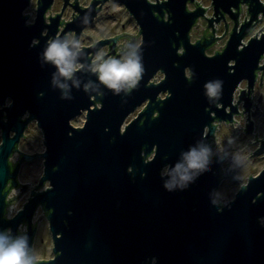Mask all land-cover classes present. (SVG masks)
<instances>
[{
    "label": "water",
    "instance_id": "1",
    "mask_svg": "<svg viewBox=\"0 0 264 264\" xmlns=\"http://www.w3.org/2000/svg\"><path fill=\"white\" fill-rule=\"evenodd\" d=\"M32 1L0 0V235L27 237L32 254L39 220L47 218L54 257L40 264H264V169L224 203L221 181L237 176L222 171L226 154L205 158L213 122L231 119L239 82L248 78L252 86L259 69L264 38L256 35L240 49L253 31L258 2L250 21L240 29L236 23L223 51L209 56L214 36L191 40L206 10H190L195 0H119L139 25L135 36L142 39L135 54L145 70L135 88L125 85L117 92L91 69L106 45L110 53L105 57L115 54L119 37L82 48L70 43L74 63L82 66L72 79L61 76L44 56L56 37L63 43L74 34L80 45L102 9L99 4L108 0H93L89 7L76 0L68 21L63 13L69 0L55 16H48L55 0H37L30 23L25 11ZM239 2L214 0L216 14ZM217 81H223L220 95L208 97L206 85ZM84 112V125L74 126L72 120ZM32 122L43 132L44 152L19 147ZM193 151L204 154L203 167L188 169ZM40 158L39 182L22 183L23 165ZM177 165L188 169L191 179L168 191L165 184L173 176L179 181ZM27 193L24 206L11 215ZM40 209L43 214L36 219Z\"/></svg>",
    "mask_w": 264,
    "mask_h": 264
},
{
    "label": "flooded vegetation",
    "instance_id": "2",
    "mask_svg": "<svg viewBox=\"0 0 264 264\" xmlns=\"http://www.w3.org/2000/svg\"><path fill=\"white\" fill-rule=\"evenodd\" d=\"M75 1L76 0H69L67 7H72V3ZM92 1L93 0H91L88 5H84V7H89ZM112 2L121 5L126 11H128L124 4L119 0H108L105 3L99 4L102 9L99 15L95 18V21L102 15V13H105L106 15L111 13L110 11L113 7ZM257 2L259 4V14L257 19L253 21L252 33L243 40V44L240 46V49H242L249 43V40L252 37L259 35V40L264 38V0H256V2H252V0H240L238 7L231 6L229 11L223 14H216L217 11L214 0H195L194 3H189L188 7L190 10H196L198 6L206 9L204 15L199 18L198 22L193 27L191 32L192 42H197L198 40L214 36L215 42L212 47L207 49L206 53L209 56H213L217 52L223 51L230 39L236 23L238 22V29H240L242 25L251 20V8L253 7V4H257ZM237 12L239 13V16L236 20L233 17V13ZM218 17H220L219 21L217 20ZM212 18L215 20L213 25L210 26V19ZM90 25L88 27H90ZM194 32H197L198 34L196 38H194ZM116 37H119V39L115 46V54H110L108 57H105L107 54L105 53L104 59H108L109 57H115L117 59V56L121 53L122 56L131 53L133 46L130 48V43L133 38L137 36H132L127 32H121L105 39ZM130 37H132V40ZM81 38L92 39L87 34L85 36L83 35ZM125 39L128 40L126 45L123 43L124 41H122ZM96 42L97 40L91 42L88 47L94 45ZM120 44H122V46ZM105 47H107V50L110 53V44ZM233 64H235V61L231 62V65ZM258 65L259 69L255 71L253 85L250 86V80L244 78L239 82L234 92L232 103L237 111L232 114L230 120H215L213 122L216 126L215 132L208 140V152L205 155V158L217 156L221 159L224 154H226V159L221 165L222 171L226 172L230 170L235 172L237 176L236 181H233L230 178H223L221 181L218 192L221 201L224 203H229L235 199L236 194L241 187L246 185L251 177L258 176L264 169V53L260 57ZM163 95L164 96L161 97L165 98L166 94ZM10 102L11 100H8V103ZM247 105H249V107ZM226 112H232L230 106L227 107ZM213 115H215V113H213ZM208 131L209 128L206 129L205 135ZM260 149H263V152L257 154ZM257 165H259V167L256 171L246 172L249 168L256 167ZM233 188L236 189V191L231 195L230 200L226 201L223 195L228 194L230 196V189Z\"/></svg>",
    "mask_w": 264,
    "mask_h": 264
},
{
    "label": "rangeland",
    "instance_id": "3",
    "mask_svg": "<svg viewBox=\"0 0 264 264\" xmlns=\"http://www.w3.org/2000/svg\"><path fill=\"white\" fill-rule=\"evenodd\" d=\"M85 0H79L80 5H88L91 0H86L85 3H83ZM155 1V0H152ZM65 0H56L54 6L52 7L51 11L48 13L49 15H55L56 13L62 12V9L64 7ZM112 9L111 13L109 15H106L105 13L98 17V19L90 25L85 30V33L87 35H90L93 40H89L81 38L80 40V48L84 46H88L93 41H99L103 38H108L110 36L119 34L121 32H128L130 34H138L140 31L139 25L136 22V20L130 15L128 11L124 9L119 4H114L112 2ZM73 12L75 10L73 7H67L63 13V18H65V21L72 20L73 18ZM114 12V13H113ZM30 13V19L29 22H34L37 14V0H33L31 5L26 9L25 14ZM113 13V14H112ZM125 25V26H124ZM124 26V27H123ZM194 38L197 37V32H194ZM74 34L69 35L68 40H73ZM132 39V37H130ZM141 34L137 36V40L134 43L132 50H136L137 44L141 43ZM123 43L126 45L128 40H122ZM121 45V44H120ZM122 46V45H121ZM131 50V51H132ZM108 53L107 47H103L99 53ZM132 53V52H131ZM130 54V53H129ZM129 54H125L121 57V59L124 56H127ZM96 55V56H97ZM95 59V58H94ZM160 75V77H159ZM164 75L160 72L157 74L156 78L157 81H161ZM164 96V95H162ZM145 107L143 105L142 107H139L135 113H133L127 120V122L131 121L133 118H135L138 113ZM86 121V112H84L82 115L78 116L77 118L72 120V124L76 127H81L84 125ZM44 135L42 130L38 127L37 122H32L29 126V128L26 131V137L22 139L19 147L22 151L34 154L36 152H44L45 151V145H44ZM0 143H1V131H0ZM18 154L15 156L14 160H17ZM259 165L256 167L249 168L246 172H254L258 169ZM44 173V159H35L34 161L30 163H26L23 165L20 173V180L22 183H31L33 185L37 184L42 177ZM49 184H47L48 186ZM46 187V186H45ZM231 193L230 196L223 195V197L226 199V201H229L231 198V195L236 191V189H230ZM20 191H16L15 194H18ZM226 193V192H225ZM29 196V193L24 195L16 205H14V209L11 210V215H14L19 209H21L25 202L27 201ZM43 214V210L40 209L37 218L39 219L40 215ZM33 255H39L40 259H50L54 257L53 252V239L52 234L50 231V225L47 218L44 217L43 220H39V228L38 233L36 237V242L34 245Z\"/></svg>",
    "mask_w": 264,
    "mask_h": 264
},
{
    "label": "clouds",
    "instance_id": "4",
    "mask_svg": "<svg viewBox=\"0 0 264 264\" xmlns=\"http://www.w3.org/2000/svg\"><path fill=\"white\" fill-rule=\"evenodd\" d=\"M70 43H74L78 48L80 46L78 41L66 40L61 43L60 37H56L48 41V47L44 52L45 59L54 64L59 69V74L67 79H72L74 72L82 67L74 63L76 54L70 50ZM136 47H139V44ZM93 65L91 70L98 73L99 81L117 92L125 85L135 88L145 70L135 51L122 59L115 57L104 59V53H101L95 57ZM221 83L223 81H217L215 84L208 83L207 96L218 97L221 93ZM60 87L64 88L66 85H60ZM203 159L204 154L193 151L188 157V169L203 167ZM188 169L183 168V165H177L175 172L179 174V181L173 176L172 181L165 184V188L172 191L177 183L185 187L186 182L191 179L187 175ZM0 264H40V256L30 254L27 237L12 240L7 235H0Z\"/></svg>",
    "mask_w": 264,
    "mask_h": 264
}]
</instances>
